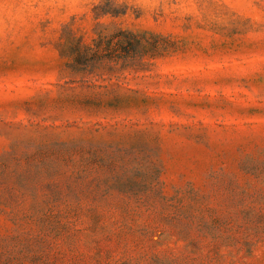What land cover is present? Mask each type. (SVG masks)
Instances as JSON below:
<instances>
[{
  "label": "rangeland",
  "instance_id": "1",
  "mask_svg": "<svg viewBox=\"0 0 264 264\" xmlns=\"http://www.w3.org/2000/svg\"><path fill=\"white\" fill-rule=\"evenodd\" d=\"M0 264H264V0H0Z\"/></svg>",
  "mask_w": 264,
  "mask_h": 264
}]
</instances>
